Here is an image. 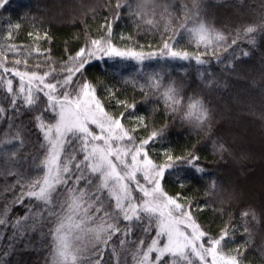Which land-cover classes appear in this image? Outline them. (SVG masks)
Listing matches in <instances>:
<instances>
[{"label": "trees", "instance_id": "16d2710c", "mask_svg": "<svg viewBox=\"0 0 264 264\" xmlns=\"http://www.w3.org/2000/svg\"><path fill=\"white\" fill-rule=\"evenodd\" d=\"M118 2L124 0H8L0 8V63L39 74L55 68L49 79L55 82L63 78L61 65L91 39L106 36L109 23L112 43L121 50L158 54L167 40L177 51L202 53L203 64L159 55L142 62L93 58L82 78L93 84L106 111L124 113L122 123L134 128L138 139L163 130L147 145L154 163L165 164V153L199 157L203 172L177 162L165 171L163 190L172 197L179 194L178 202L209 236L219 237L227 229L224 250L236 254L233 250L238 249L241 264H264V0H129L133 12L146 13L145 19L128 7L118 9ZM185 17L189 25L203 21L226 39L207 51L197 48L180 30ZM146 19L155 23L149 25ZM249 25L257 31L245 34ZM8 79L17 90L19 77L0 68V107L5 109L0 115V219L6 221L0 225V264H51L52 225L45 205L34 198L17 199L23 190L18 180L26 185L43 175L39 166L46 149L41 148L43 133L35 117L43 112L47 98L40 93L42 103L32 110L22 101L13 108L4 83ZM157 79L159 92L153 86ZM169 85L183 98L176 112L166 108L162 98ZM189 97L200 99L208 110L207 122L199 127L183 118ZM43 114L46 122L52 116L50 111ZM138 117L144 118L139 126ZM17 131L22 144L12 139ZM13 151L17 155L11 159L8 154ZM17 220L20 224L14 227ZM126 223L121 221V229ZM143 227H134L129 241L145 238L151 243L155 232L145 234ZM123 238L117 234L106 248L101 245L104 264H134L131 243L121 249Z\"/></svg>", "mask_w": 264, "mask_h": 264}, {"label": "snow or ice", "instance_id": "6c2138e0", "mask_svg": "<svg viewBox=\"0 0 264 264\" xmlns=\"http://www.w3.org/2000/svg\"><path fill=\"white\" fill-rule=\"evenodd\" d=\"M7 3L8 0H0V8ZM116 6L118 9L128 7L133 12L129 0L118 2ZM133 14L141 19L146 16L139 11ZM189 19L185 17L180 30L187 32L190 42L197 48L204 46L207 51L212 44L226 39L222 32L203 21H193L189 25ZM145 22L149 25L155 23L154 19ZM107 27L106 36L91 39L74 57H70L69 62L61 65L59 73L63 78L55 82H49L56 73L55 68L39 74L10 69L0 63L4 72H11L20 79L17 90L13 89L11 79L4 81L12 96L13 108L20 101L29 110L39 107L42 103L40 93H43L47 98L43 112L52 113L47 122L43 112L35 117L37 127L43 133L41 148L46 149L39 166L43 175H37L26 185L17 181L23 189L17 198L20 202L24 198H34L45 205L52 225L48 233L53 242L51 264H104V248L117 234L124 237L120 240L121 249L131 243L134 264H241L242 254L238 249L233 250L236 254L224 250L223 243L229 236L227 229L222 230L219 237L209 236L195 221L191 211L178 202L179 194L169 196L161 186L165 171L174 168L177 162L187 164L198 173L203 172L204 169L197 164L199 157L191 152L180 157L165 153V164L154 163L147 145L161 137L163 130L152 131L146 139H138L133 135L135 129L126 128L122 123L124 113L115 116L106 111L96 97L93 84L82 78L86 65L93 58L123 57L142 62L159 55L180 60L195 59L198 64H203L206 61L201 59L202 53L192 55L177 51L167 40L158 54H145L131 48L121 50L112 43L111 24ZM256 31L254 25L244 28L245 34ZM10 50L15 51V47L10 46ZM4 59L6 61L7 57ZM77 74L80 79H76ZM153 86L159 92L160 80H155ZM162 98L166 108L173 112L183 107V98L171 85L164 89ZM4 111L0 107V115ZM208 116L200 99L188 98L185 120L195 122L199 127L207 122ZM137 120L138 126L144 122L143 117ZM12 139L23 143L19 131ZM7 142L11 143V140ZM8 155L14 159L17 153L13 151ZM242 215L248 216L249 213ZM121 221L127 222L123 229ZM5 223L0 219V225ZM19 224L17 220L14 227ZM138 225H144L145 234L155 232L151 243L145 238H140L138 243L129 241L133 228ZM245 231H248L247 227ZM162 237L165 241L161 244ZM113 254H116L115 248Z\"/></svg>", "mask_w": 264, "mask_h": 264}, {"label": "rangeland", "instance_id": "374dc122", "mask_svg": "<svg viewBox=\"0 0 264 264\" xmlns=\"http://www.w3.org/2000/svg\"><path fill=\"white\" fill-rule=\"evenodd\" d=\"M105 58H109V57H103L102 59H105ZM112 58H119V59H131V58H123V57H112ZM95 59V58H94ZM98 60V59H97ZM99 60H101V59H99ZM131 60H134V61H137V60H135V59H131ZM146 60V59H145ZM144 61V60H143ZM141 180H142V178H141ZM161 240H163V242L165 241V238H161ZM162 244V243H161Z\"/></svg>", "mask_w": 264, "mask_h": 264}]
</instances>
